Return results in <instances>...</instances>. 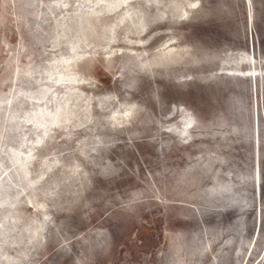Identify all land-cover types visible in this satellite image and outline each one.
<instances>
[{
  "label": "rangeland",
  "instance_id": "1",
  "mask_svg": "<svg viewBox=\"0 0 264 264\" xmlns=\"http://www.w3.org/2000/svg\"><path fill=\"white\" fill-rule=\"evenodd\" d=\"M241 113L257 156L215 124ZM259 126L264 0H0V153L34 202L0 190V264H169L203 224L230 231L215 264H264ZM173 181L241 190L239 220Z\"/></svg>",
  "mask_w": 264,
  "mask_h": 264
},
{
  "label": "bare ground",
  "instance_id": "2",
  "mask_svg": "<svg viewBox=\"0 0 264 264\" xmlns=\"http://www.w3.org/2000/svg\"><path fill=\"white\" fill-rule=\"evenodd\" d=\"M237 117L235 116L232 120H230L228 119V117L220 116V118L216 120L215 124L219 123L221 126H228L230 131L237 133V135H239L238 137L247 144L251 143V140H254V138H256L257 140V133L259 129H257V127L254 128V126L246 120V117L242 116V113ZM181 121H183V124L186 122L189 123L190 129L186 132L176 133L170 136L172 138L170 142L173 144V146L177 147L184 140L190 139L195 136V133H200V131L197 129L205 127V124L207 122H210H205L203 119L198 117L197 114L196 118L191 115L189 118L181 119ZM212 122L213 121H211V123ZM249 148V151L254 152L256 156L260 154L257 144H255L254 146H250ZM179 174L180 173L177 172V177ZM173 182L175 183V181ZM174 183L172 184V187L174 188L176 186H179L177 190L182 193L181 201L186 204L185 212L188 216L196 220H198L199 217L202 218V215L205 211H203V208H201L200 205L204 206V208L209 207V209L206 208V210H211L212 208L218 209L215 211H218L220 214L228 210L227 208L236 207V212L238 213L237 219L239 220V216L242 212L243 207V204L241 206L237 205L241 201V190H214L212 193L202 195L200 194L201 191L205 186L210 187L211 183L207 184L205 181H183L181 182V184ZM4 189L9 190L15 196L21 197L22 200H25L30 204H34L33 200H31L30 196L27 193L26 186L22 182H20L12 167L7 164L0 153V190ZM212 194H218L220 196L219 202L213 201V196H210ZM203 225L204 226L198 227L199 229H197V231L194 233L195 235L193 234L194 236H196V238L187 239L184 232L180 233L178 252L176 254L178 256V259L170 261L169 264H215L213 259L209 256L212 248H214V246L217 245V242L220 241L222 237H224L225 234L229 233L230 231L228 232L224 227H215L211 225L207 226L206 224ZM33 240L34 239L32 238L30 244L33 243ZM22 260L23 259H21L17 255V257H10L8 264H32V259H30L29 256L27 258V263H23Z\"/></svg>",
  "mask_w": 264,
  "mask_h": 264
}]
</instances>
